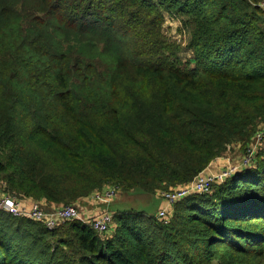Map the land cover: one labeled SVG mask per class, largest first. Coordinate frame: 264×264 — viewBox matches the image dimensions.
Returning a JSON list of instances; mask_svg holds the SVG:
<instances>
[{"label":"trees","instance_id":"obj_1","mask_svg":"<svg viewBox=\"0 0 264 264\" xmlns=\"http://www.w3.org/2000/svg\"><path fill=\"white\" fill-rule=\"evenodd\" d=\"M261 1L0 0L4 191L56 206L109 182L153 196L228 144L246 150L264 125ZM165 13L186 46L163 32ZM168 214L116 210L101 234L0 210V264H264V138Z\"/></svg>","mask_w":264,"mask_h":264},{"label":"built area","instance_id":"obj_2","mask_svg":"<svg viewBox=\"0 0 264 264\" xmlns=\"http://www.w3.org/2000/svg\"><path fill=\"white\" fill-rule=\"evenodd\" d=\"M257 5L264 9V0ZM264 138V125L256 130L253 141L247 146L244 157L240 163L231 162L221 166L217 171H202L193 177L189 182L180 187L159 191V197L162 200L160 209L157 210L155 216L164 222H167L170 211L169 208L181 198L192 194L208 192L214 183H220L234 173L238 172L244 166H247L256 152L257 147ZM3 183L0 181V210L10 213L14 216L27 217L35 221L42 222L48 229H52L60 222L79 218L80 211L75 203L54 207L52 210H44L42 203L31 198L17 199L9 196L2 191ZM120 191L119 185H109L92 194L95 200L107 202L111 200ZM25 203L27 205H25ZM83 220V219H82ZM91 227L99 233H107L112 225V213L105 210L93 218H88ZM85 221V220H84Z\"/></svg>","mask_w":264,"mask_h":264},{"label":"rangeland","instance_id":"obj_3","mask_svg":"<svg viewBox=\"0 0 264 264\" xmlns=\"http://www.w3.org/2000/svg\"><path fill=\"white\" fill-rule=\"evenodd\" d=\"M165 16H166V20H165V24H164V26L162 28L163 32L167 36L170 37L171 41L176 42V44L178 42H180L181 45L183 43L184 46H186L185 45L186 39L183 38V35L181 33H179L180 32L179 28H181V26H182L180 19H178L177 17L171 18L166 13H165ZM185 35H186V38H187V34H185ZM179 53H180L181 60H182V61H180L181 64L183 62H188L187 66H189V65L192 66V61H191V58H190L191 57V52L187 48H185V49L181 50ZM183 60H185V61H183ZM182 66L184 67L185 64L183 63ZM226 148L227 149H226L225 154L222 155V156L217 157V158H220L221 162L225 161L224 163L220 162V165H223V164L227 165V164H229L231 162H234V161L236 163H240L242 161V159L244 157V153L243 152L245 151L244 150L245 148H242L240 145H235V144H228V145H226ZM239 154H240V157H239ZM236 156L239 157V158L234 159L233 161L230 160L231 158H234ZM226 159H229L228 163H227ZM220 167H218V165H216V167H214V168H208V169L206 168L205 170L214 172V171H217ZM116 184H118V183L117 182L103 183L102 184V188L107 187L109 185H116ZM181 185H183V184H181ZM181 185L172 186L171 188H175V187H178V186L180 187ZM2 191L4 193H6L4 191V185L2 187ZM9 196H11V195H9ZM12 197H14V196H12ZM112 199L113 200H111V202L108 205L109 209L112 210V211L135 209V210H139V211H145L148 214H156L157 210L160 209V207L162 205V200L159 197V192L157 193V191L152 196L150 194H145V193H141V192H135V193L122 192L121 187H120V191ZM42 201H45V200L42 199ZM40 202H41V200H40ZM78 203H79V201H75L76 205H78ZM25 205H27V204L25 203ZM42 207H43L44 210H48V211L52 210V209H55L54 207H51L49 204L42 205ZM57 207H59V206H57ZM171 208H172V206L169 208V210H171ZM95 216L96 215H93L91 217L93 218Z\"/></svg>","mask_w":264,"mask_h":264},{"label":"crops","instance_id":"obj_4","mask_svg":"<svg viewBox=\"0 0 264 264\" xmlns=\"http://www.w3.org/2000/svg\"><path fill=\"white\" fill-rule=\"evenodd\" d=\"M239 157H240V154H239ZM239 157H234V158H229L230 160H234V159H237ZM229 159H226L227 163L229 162ZM220 158H216L214 159L210 164L209 166L207 167L208 168H214L216 167V165H218V167L220 166H223V165H220ZM225 161H222L221 163H224ZM235 162V161H234ZM115 199V198H114ZM113 200V199H111ZM111 200L107 201V202H100V201H97L95 200L94 197L89 196V197H85V198H81L79 200V203H78V208H79V213H80V217L83 219V220H86L88 218H90L91 216L93 215H97L105 210H108L110 211L111 213L112 212H115V211H112L109 209L108 205L109 203L111 202ZM41 203L43 205H46L47 203L45 201H42L41 200ZM51 207H57L56 205L54 204H49ZM112 226V225H111Z\"/></svg>","mask_w":264,"mask_h":264}]
</instances>
